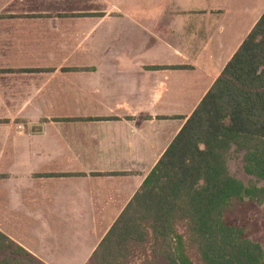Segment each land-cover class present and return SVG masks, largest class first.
<instances>
[{
    "label": "crops",
    "instance_id": "crops-1",
    "mask_svg": "<svg viewBox=\"0 0 264 264\" xmlns=\"http://www.w3.org/2000/svg\"><path fill=\"white\" fill-rule=\"evenodd\" d=\"M264 13V0H0V232L94 252Z\"/></svg>",
    "mask_w": 264,
    "mask_h": 264
},
{
    "label": "trees",
    "instance_id": "trees-1",
    "mask_svg": "<svg viewBox=\"0 0 264 264\" xmlns=\"http://www.w3.org/2000/svg\"><path fill=\"white\" fill-rule=\"evenodd\" d=\"M264 183V13L94 252L96 264H264L248 237L264 185H245L227 161ZM242 219V220H243ZM0 264H41L0 232Z\"/></svg>",
    "mask_w": 264,
    "mask_h": 264
},
{
    "label": "rangeland",
    "instance_id": "rangeland-1",
    "mask_svg": "<svg viewBox=\"0 0 264 264\" xmlns=\"http://www.w3.org/2000/svg\"><path fill=\"white\" fill-rule=\"evenodd\" d=\"M244 151H238L235 148L231 151L229 159L227 161L230 173L240 180L245 185L256 183L259 186L264 185L263 182H259L255 177L248 175L244 170ZM243 217L249 218L251 224L248 228V237L254 241H257L264 249V205L256 206L248 204L245 208L238 210L235 214L231 213V222L242 224L246 222ZM243 219V220H242ZM0 254V259L2 258ZM161 264H166L161 262Z\"/></svg>",
    "mask_w": 264,
    "mask_h": 264
}]
</instances>
